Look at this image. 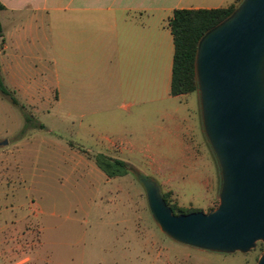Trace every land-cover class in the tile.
Masks as SVG:
<instances>
[{"label": "rangeland", "instance_id": "obj_1", "mask_svg": "<svg viewBox=\"0 0 264 264\" xmlns=\"http://www.w3.org/2000/svg\"><path fill=\"white\" fill-rule=\"evenodd\" d=\"M26 21L0 12V61L9 65L13 83L0 73L17 100L0 92V264H255L264 242L230 252L180 243L159 229L148 209L137 174L152 178L175 208L207 211L217 204L219 169L202 131L196 88L185 99L196 112L192 141L204 147L200 158L185 161L168 138L153 144V134L166 132L150 105L110 98L94 112L75 114L66 94L67 20ZM51 35L58 42L59 99L50 91ZM32 59L37 63L30 69ZM97 152L125 161V172L107 175L94 161Z\"/></svg>", "mask_w": 264, "mask_h": 264}, {"label": "water", "instance_id": "obj_2", "mask_svg": "<svg viewBox=\"0 0 264 264\" xmlns=\"http://www.w3.org/2000/svg\"><path fill=\"white\" fill-rule=\"evenodd\" d=\"M194 76L203 134L219 169L217 204L173 213L138 178L151 217L173 240L230 252L264 242V0H240L198 38ZM255 264H264V247Z\"/></svg>", "mask_w": 264, "mask_h": 264}, {"label": "crops", "instance_id": "obj_3", "mask_svg": "<svg viewBox=\"0 0 264 264\" xmlns=\"http://www.w3.org/2000/svg\"><path fill=\"white\" fill-rule=\"evenodd\" d=\"M234 1L0 0L3 5L0 12L10 18L24 17L27 19L25 23L35 25L42 19L67 20V29L63 32L69 64L66 94L74 100L75 114L82 116L94 112L110 98H125L128 106L150 105L151 110L158 112V126L164 127L166 132V138L153 134V144L157 146L168 138L169 143L177 147V155L182 160L194 161L202 156L204 145L199 148L198 142L192 141L196 133V112L187 104L186 93H169L173 42L167 19L174 7L211 8ZM24 30L27 33V29ZM28 30L33 33V39L38 36L37 29ZM2 39L1 53L7 47L3 33ZM44 39L48 41V37ZM49 40L53 53L49 56L53 63L50 91L59 99L55 49V42L56 45L58 42L52 35ZM29 63V68H33L37 62L32 59ZM1 68L13 83L14 78L6 70L9 65L0 61V72ZM22 76L23 73L20 78L29 82L28 73ZM23 91H29L28 87ZM112 144L115 145L109 143L106 146Z\"/></svg>", "mask_w": 264, "mask_h": 264}, {"label": "trees", "instance_id": "obj_4", "mask_svg": "<svg viewBox=\"0 0 264 264\" xmlns=\"http://www.w3.org/2000/svg\"><path fill=\"white\" fill-rule=\"evenodd\" d=\"M239 1L236 0L226 6L211 8L174 7L172 9L171 15L167 19V25L170 29L173 42L169 84L170 94L175 95L195 90L194 54L197 40L207 28L225 17ZM1 8H3V5L0 2ZM10 91L12 90L4 85L0 74V92L9 95L10 101L13 104H17V100L10 94ZM37 125L41 127V123ZM94 161L109 176L116 173L121 174L126 170L125 161L109 156L103 152L95 153ZM162 195L167 200L166 193L163 192ZM169 206L178 212L190 211V209L175 208L172 204H169Z\"/></svg>", "mask_w": 264, "mask_h": 264}]
</instances>
